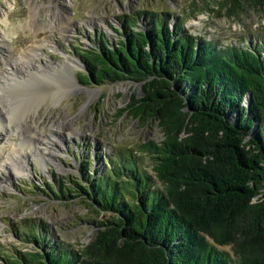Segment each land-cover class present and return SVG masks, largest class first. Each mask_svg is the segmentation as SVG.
I'll list each match as a JSON object with an SVG mask.
<instances>
[{"label":"trees","instance_id":"1","mask_svg":"<svg viewBox=\"0 0 264 264\" xmlns=\"http://www.w3.org/2000/svg\"><path fill=\"white\" fill-rule=\"evenodd\" d=\"M173 18L117 16L115 42L96 33L76 52L82 84L143 83L127 107L164 130L140 144L151 172L121 150L92 172L84 155L78 177L43 189L96 214L91 241L74 249L25 221L15 235L26 248L0 249V264H264V38L206 41Z\"/></svg>","mask_w":264,"mask_h":264},{"label":"rangeland","instance_id":"2","mask_svg":"<svg viewBox=\"0 0 264 264\" xmlns=\"http://www.w3.org/2000/svg\"><path fill=\"white\" fill-rule=\"evenodd\" d=\"M238 1L239 6L232 9L229 3L220 7L225 0H0V34H5L12 56L19 57L35 45H42L40 64L56 63L68 54L77 61L74 78L80 89L59 100V93H52L58 87L50 85V79L46 84L44 79L31 77L23 84L12 83L5 87L3 98L7 101V109H13L12 120L8 123L16 128L12 138H17V127L21 122L33 119L42 122L47 134L53 123L68 122L74 131L69 134L60 129L54 134L56 143L47 147L55 152V156L51 161L43 159L46 167L41 165V158L35 152V156L26 159L27 167L22 173H12L20 170L18 157H13L14 169L10 167L11 171L0 172V249L26 248L15 235L25 221L44 224L51 237L74 249L79 250L91 241L95 227L87 220L96 218V214L80 198L57 200L43 189L46 183L55 179L68 182L69 177H78L84 155L92 159L89 165L92 172L100 169L105 157L113 156L119 150L143 159V167L151 172L149 158L139 152L140 144L148 140L161 141L164 130L157 119L143 121L130 116L127 107L133 98L143 95V83L127 80L101 85L82 84L79 75L85 73V68L76 52L94 47L92 38L96 33H104L108 40L115 42L114 28H119L117 16H134L141 10L168 11L174 16L173 20H183L189 34L206 41L243 44L253 38H264V5ZM33 9L38 11L35 20L44 27L37 33L33 28L21 26ZM57 13L62 17L69 16L64 37L61 29L65 24L56 29L46 26L47 18H55ZM139 25L144 22L139 21ZM58 77L53 78L55 83L59 81ZM91 93L94 95L90 96ZM31 130L33 132L35 128ZM32 132L27 137L30 141L35 139ZM19 138L21 142L9 139L0 130L1 163L11 152V142L21 143L25 151L31 150L28 140ZM40 147V152L46 153L44 145ZM221 248L230 250L229 246Z\"/></svg>","mask_w":264,"mask_h":264},{"label":"bare ground","instance_id":"3","mask_svg":"<svg viewBox=\"0 0 264 264\" xmlns=\"http://www.w3.org/2000/svg\"><path fill=\"white\" fill-rule=\"evenodd\" d=\"M37 10H31L30 15L27 18V21H25L21 26L26 28H33V32L37 33L40 30H43V24L39 21L35 20V17L37 15ZM55 18H47L46 26L48 25V28L56 29L59 26H63L69 16L62 17L61 14L57 13L55 15ZM58 20V22H56ZM5 21H8V17L5 16ZM67 24V23H66ZM64 25L62 30V36L64 37L67 32V26ZM69 27V26H68ZM47 42H50L46 40ZM44 44V43H43ZM42 45H35L30 46L28 49L24 50L19 57H14L10 53L9 47L6 43L5 34H0V130L4 131V136L8 137L9 139H16L18 142H21L19 136L24 138L25 140H28V144L31 146V150L25 151L23 150L21 143H14L11 142V152L8 154V157L6 158V161L0 162V172L1 174L6 173V171H11L10 167L14 165L13 163V157H18V166H20V170H15L12 173L14 175L22 173L27 165H26V159L29 157L35 156V152L38 153L39 157L41 158V165L46 167L45 163L43 162V159L45 161L47 160H53L55 156V152L50 149V147H47L49 144L56 143V140H53V138H56L54 134L59 133L60 129L66 130L67 133H73V129L69 126L68 122H62L61 124L53 123L50 126L51 130H49V134L44 131V127L42 126V122H39L38 120L33 119L32 121H23L19 124L17 127L19 130V133L16 134L17 138H12V135L15 133L16 128L11 126L8 122L11 119L13 109L8 108L6 100L3 98L4 96V90L5 87L9 84L15 83L17 85L23 84L27 82L31 77L33 79L37 78L38 80L44 79L46 81V84H48V81L50 79V85H53V87H58L56 91L52 93H59L57 99L61 100L64 95H67L73 91L80 90L78 88L77 82L74 78V70H76L77 67V61L75 62V59L65 54L64 59L53 63V64H40L41 57L40 55L43 53H39V50ZM52 51V50H51ZM49 57V56H48ZM48 63V62H47ZM59 76V81L56 83L53 81L54 77ZM59 86L61 88H59ZM51 88V87H50ZM52 89V88H51ZM46 91V90H45ZM93 93V92H92ZM90 94V96H93L94 94ZM49 95V94H48ZM53 101V100H52ZM7 120V121H6ZM32 128H35V130L32 132ZM54 130V131H52ZM14 132V133H13ZM32 132L34 134L35 139L33 141H30L29 134ZM49 136V137H47ZM52 137V138H51ZM44 145V150L46 153L40 152L41 148L40 146ZM50 146V145H49ZM1 148H0V156H1ZM9 161V162H7ZM17 164V163H16ZM13 168V167H12ZM19 168V167H18ZM14 169V168H13ZM2 184V183H1Z\"/></svg>","mask_w":264,"mask_h":264}]
</instances>
